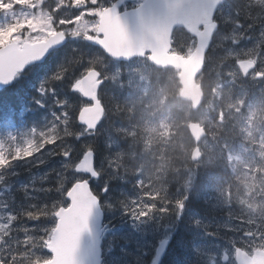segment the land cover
Instances as JSON below:
<instances>
[{
  "label": "snow or ice",
  "instance_id": "6c2138e0",
  "mask_svg": "<svg viewBox=\"0 0 264 264\" xmlns=\"http://www.w3.org/2000/svg\"><path fill=\"white\" fill-rule=\"evenodd\" d=\"M47 2L0 0V30L19 25L0 41V130L15 129L0 136V264H107L111 249L101 246L97 254L94 219L107 224L106 237L125 241L128 264H237V248L251 252L264 232L237 228L245 222L217 215L206 195L176 192L165 202L142 187L139 175L126 178L115 166L119 144L103 128L106 115L94 125L87 116L96 100L105 107V98L116 94L107 73L125 59L108 52L105 42L148 53L163 50L167 35L171 47L195 46L203 42L204 24L197 29L195 19L206 0ZM225 2L211 11L206 54L227 55L252 40L247 32L232 38L245 28L233 17L251 21V15L241 18L239 8L225 14ZM257 19L248 29L264 37V16ZM177 33L186 40L178 43ZM260 64L257 57L249 72ZM93 72L95 100L89 92ZM26 73L27 86L12 89ZM187 229L194 230L191 237Z\"/></svg>",
  "mask_w": 264,
  "mask_h": 264
},
{
  "label": "trees",
  "instance_id": "16d2710c",
  "mask_svg": "<svg viewBox=\"0 0 264 264\" xmlns=\"http://www.w3.org/2000/svg\"><path fill=\"white\" fill-rule=\"evenodd\" d=\"M227 2L233 4L235 9L239 8L241 17L247 16L253 11V5H251V10L246 7V4L250 5L248 0H227ZM227 2L225 4H227ZM177 49L178 52H185L184 49L178 47ZM229 60L220 58L218 52L209 51L207 53L201 80L205 88L211 83H215L216 80L214 79L216 77V72H218V74L221 73V67ZM24 82L28 83L27 77L22 78L18 83L11 87L12 89L26 87L27 84ZM171 99L172 95L167 94L160 100L162 103L167 104ZM125 108L122 100L118 98L114 107L112 106V110L114 111L112 117L114 119L107 125V131L117 134L119 133L118 125L125 122L129 123L127 120H124L126 113ZM158 128L161 137L155 138L149 146L143 142L137 148H130L122 143L121 146H124L122 152L126 156L129 155V157H117L116 154H114L116 167L122 169L123 163L126 162L127 164L125 167H127L126 169H128V172H133L132 167L134 169L138 167L139 169L141 168L144 170L143 172H147L148 169L146 168V165L149 166L151 164L149 167L152 170L151 174L154 177L160 178L161 184L158 185V190L159 193H162L163 199H165L166 202L170 198V194H175L176 192H179L181 195L185 193H192L193 195L200 193L210 197L211 203L215 205L217 215L222 216V214L226 212V216L240 220V211H234L233 205H223L218 201L217 196L214 195L217 189H232L234 184H231L232 180L229 170L219 168V166L216 165L218 162H214L210 165L202 166L201 164L195 171L196 164L190 160V150L194 141L189 135L187 128L184 126L183 116L179 117L172 113L164 125L160 123L158 124ZM8 131H15V129L0 130L1 136L6 135ZM136 135L143 137V135L140 134ZM138 136L124 140L136 143L139 138ZM127 148H129L128 151ZM150 157L152 160L149 159ZM145 162H147V164ZM209 166L211 169H209ZM218 170H223L224 173H219ZM190 172L192 173L193 181L192 185H189V188H186L185 182ZM227 183H230L231 185H226ZM98 187H103V178L98 182ZM128 187L130 189V185ZM108 191L113 196L117 193V189L113 185H109ZM233 191L234 188L230 193L233 194ZM193 231V229H187L185 235L191 237ZM187 253L188 252H186L185 255H187Z\"/></svg>",
  "mask_w": 264,
  "mask_h": 264
},
{
  "label": "rangeland",
  "instance_id": "374dc122",
  "mask_svg": "<svg viewBox=\"0 0 264 264\" xmlns=\"http://www.w3.org/2000/svg\"><path fill=\"white\" fill-rule=\"evenodd\" d=\"M260 4L263 7V11H259L260 15H264V0H260ZM19 25H12L9 30L10 32L16 30ZM239 35V33H237ZM258 40H253L251 44L257 43ZM246 49V50H245ZM250 51V46L241 42V46L236 51H229L228 56H234L236 60L242 59L243 56L248 54ZM264 56V52H263ZM228 68L227 73L231 77L230 80H224L222 78L217 80L215 85L212 87L210 94L207 96V102L201 107L199 112V121L203 124L206 123L209 116L208 113L211 109L216 111L219 118L229 117L230 123L238 125L241 129L242 136L246 140L245 147L241 149V153L237 158V167L241 174V182L236 187V196L238 198L242 197L248 207V214L250 221H254L256 224L261 220L259 218L260 211L257 201V196L262 191L261 178L264 176V128L258 123L259 117V105L252 97L250 99L247 95L245 89L239 90L237 95H231L227 84L228 82L233 83L239 79L242 80L243 75L239 67L234 64ZM126 68L129 70L131 75H136L138 73L137 66L135 63L127 64ZM260 72L264 74V58L261 59ZM256 72L251 73L255 75ZM136 80H133V84L136 85ZM137 82H142V80H137ZM143 85H136L135 88L141 90ZM113 107L117 102L114 100ZM188 114L186 113V116ZM123 118V116H122ZM264 180V178H263ZM227 202V198H221ZM264 229V226H262ZM255 241V240H254ZM252 241V245L253 242ZM106 249H111L108 252L113 258L115 264H128L132 259L131 256L126 255L122 252V248L125 247V241L119 236L106 237L105 241ZM254 246V245H253ZM255 247H252V249Z\"/></svg>",
  "mask_w": 264,
  "mask_h": 264
},
{
  "label": "water",
  "instance_id": "95a60500",
  "mask_svg": "<svg viewBox=\"0 0 264 264\" xmlns=\"http://www.w3.org/2000/svg\"><path fill=\"white\" fill-rule=\"evenodd\" d=\"M219 3V0H206L203 10L197 15L195 23L197 29L199 24H204V30L202 31L203 42L198 40V45L196 51L189 58H182L178 55L168 54L170 49L169 38L165 35V47L163 50H153L151 55V60L157 65H174L180 68V78L183 84L182 97L190 99L193 101L194 107L198 106L202 100V92L200 86L196 84V76L201 72L204 62L205 48L207 47V39L211 35L212 28L214 23L211 22V11L215 8L216 4ZM105 47L108 52L116 57L128 58L132 55L142 54L143 48L138 46H126L122 45L116 41H107L105 42ZM95 73L89 74V92L95 100V85L98 84L95 82ZM88 120L91 125L95 124L96 120H99L101 117V110L98 107L97 102L95 101L94 107H89L87 112ZM194 127V128H193ZM191 127V131L194 135L199 137V132L202 133V129L198 126ZM195 153L198 155L197 150ZM195 159V157H194ZM93 231L97 237V254L99 255V250L102 243V234L104 228H102V223L97 220L92 222ZM236 260L238 264H264V251L256 250L253 256L248 255L245 251L237 250Z\"/></svg>",
  "mask_w": 264,
  "mask_h": 264
}]
</instances>
